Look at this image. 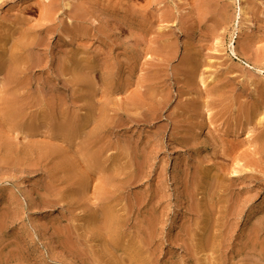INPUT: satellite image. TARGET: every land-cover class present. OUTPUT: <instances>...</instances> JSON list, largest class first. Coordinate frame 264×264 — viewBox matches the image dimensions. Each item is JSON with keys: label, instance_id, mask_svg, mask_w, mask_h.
Listing matches in <instances>:
<instances>
[{"label": "rangeland", "instance_id": "1", "mask_svg": "<svg viewBox=\"0 0 264 264\" xmlns=\"http://www.w3.org/2000/svg\"><path fill=\"white\" fill-rule=\"evenodd\" d=\"M67 1L0 0L34 66L0 82V264H264V0Z\"/></svg>", "mask_w": 264, "mask_h": 264}, {"label": "bare ground", "instance_id": "2", "mask_svg": "<svg viewBox=\"0 0 264 264\" xmlns=\"http://www.w3.org/2000/svg\"><path fill=\"white\" fill-rule=\"evenodd\" d=\"M18 0H8V3H16ZM191 0H184V7L183 10H187L189 8V5ZM237 1V0H236ZM30 0H24V3H29ZM238 2V1H237ZM75 4V0H68L66 2V6L68 8H71L72 5ZM23 5V4H22ZM29 8V7H28ZM27 8V11H28ZM35 9V8H34ZM32 10V9H31ZM43 11V10H42ZM237 15H238V32L241 36L245 35L248 32H252L255 27V19L253 17V15L250 14L249 9L247 8L246 5H240L238 6L237 9ZM42 18V16H41ZM134 34V33H133ZM240 36V37H241ZM40 42V41H39ZM15 45H13L14 47ZM43 47V46H42ZM17 47H14L13 49H16ZM19 48L20 51L23 53L29 52L30 50H32V46L31 44H25V43H19ZM155 48V47H153ZM17 50V49H16ZM157 50V49H156ZM14 52V51H13ZM151 52V51H150ZM154 53V52H153ZM155 54V53H154ZM80 55V54H79ZM29 59L30 58V55ZM34 58V57H33ZM32 58V59H33ZM27 58H18L16 57V55L14 53H12L11 55H9L6 59L1 58L0 59V75H2L3 77L0 78V82L6 81V83L8 84H20L24 83L27 80V75L33 70L32 65H30L29 62H27L26 60ZM33 62V61H32ZM37 62V61H36ZM34 63V62H33ZM39 64V63H38ZM37 64V65H38ZM40 65V64H39ZM90 72L89 73H93L95 71V67L91 66L89 67ZM250 68V67H249ZM74 70H77L76 68H74ZM35 71V70H34ZM75 72V71H74ZM32 73V72H31ZM86 73V72H85ZM31 75V74H29ZM32 76V75H31ZM32 78V77H31ZM65 80V81H64ZM61 79V82L64 84L66 81V79ZM75 81H78V77L74 78ZM2 81V82H3ZM60 81V80H59ZM200 82H201V78H200ZM202 83V82H201ZM2 84V83H0ZM204 85V84H203ZM202 85V86H203ZM17 86V85H16ZM205 86V85H204ZM11 88V87H10ZM18 88V87H17ZM23 88V87H22ZM223 91V90H222ZM221 92V91H220ZM41 93V92H40ZM213 96V95H212ZM53 104V103H52ZM63 111V110H62ZM54 113V112H53ZM60 114V113H59ZM41 120V119H40ZM209 120V117L207 116V121ZM206 127L204 125H199L195 130H196V135L201 136L203 131H205ZM205 129V130H204ZM248 135L245 134V136ZM237 138V137H236ZM239 139V138H238ZM236 140V139H235ZM233 141V140H232ZM231 141V142H232ZM240 141V140H239ZM242 141V140H241ZM240 141V143H241ZM236 142V141H235ZM244 142V141H243ZM242 142V143H243ZM241 143V144H242ZM225 144V143H224ZM234 144V143H233ZM245 144V143H244ZM238 145V144H236ZM243 145V144H242ZM241 145V146H242ZM231 146V144H230ZM234 146V145H233ZM239 148H236V150H238ZM230 153V152H229ZM233 153V152H231ZM223 171V170H222ZM235 174V173H234ZM233 175V174H232ZM215 179V178H214ZM213 179V180H214ZM217 180V179H216ZM121 184V183H120ZM193 208V207H192ZM103 219V218H102ZM106 221H107V225L109 230L116 232L118 230V225L119 222L117 220V218L109 211L106 210ZM100 223V222H99ZM107 230V229H106ZM137 258V257H136Z\"/></svg>", "mask_w": 264, "mask_h": 264}]
</instances>
